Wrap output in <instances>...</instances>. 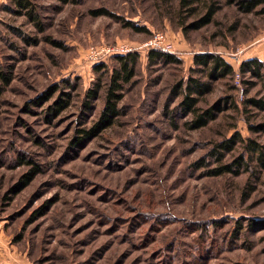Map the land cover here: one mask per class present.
<instances>
[{
	"label": "rangeland",
	"instance_id": "1",
	"mask_svg": "<svg viewBox=\"0 0 264 264\" xmlns=\"http://www.w3.org/2000/svg\"><path fill=\"white\" fill-rule=\"evenodd\" d=\"M23 2L0 5L9 77L0 79V264H264V166L246 147L252 139L264 160V132L249 129L264 110L246 103L264 96V79L239 70L249 56L264 59V0ZM210 8L209 21L194 27ZM160 31L181 62L141 51L113 124L76 140L99 118L109 73L101 72L115 65L108 54ZM91 46L105 50L106 69H93ZM204 51L221 54L234 73L199 101L223 109L189 129L174 87L200 75L190 68ZM60 97L67 106L54 113ZM235 132L241 139L216 161V142ZM238 155L246 165L237 171L209 174Z\"/></svg>",
	"mask_w": 264,
	"mask_h": 264
},
{
	"label": "trees",
	"instance_id": "2",
	"mask_svg": "<svg viewBox=\"0 0 264 264\" xmlns=\"http://www.w3.org/2000/svg\"><path fill=\"white\" fill-rule=\"evenodd\" d=\"M19 6H25L23 0H13ZM62 3L67 2H75V0H59ZM195 1V0H192ZM6 4H2L4 8L10 9L9 7H5ZM248 7V6H247ZM214 10L210 8L206 13V16L201 18L197 23H194V27H199L204 23L208 22ZM101 13V12H100ZM27 15L31 21L35 24L37 22L34 21V15L30 9H27ZM126 24L131 25L135 30L141 31L146 30L144 26L134 25L131 22H126ZM13 32L15 31L12 28ZM18 33V32H17ZM138 53L129 52L126 54H115L111 57L115 60V65L111 68V70L106 69L105 60H100L94 62L93 69L102 70L106 69V71L101 73L107 74L106 79V88L104 89L103 95V107L101 109L99 118L92 123L89 128H81L79 131L81 132L80 137H77L76 140L92 138L98 135L104 128L112 125L114 122V118L119 114V102L122 99L124 87L129 84L133 76L135 75V66L138 59ZM177 52L174 53H165L160 50L151 49L147 52V57L150 61L156 59H163L166 61L172 62H181V59L177 56ZM193 66H191L192 72H198L200 75H194L193 73L189 74L186 77V80L178 81L175 84L174 90L177 89L180 92L181 99L179 102V107L185 114L190 115V120H188L187 126L189 129H199L201 127H205L210 120L214 118V112L220 111L223 109V104L221 105L220 101L214 102L207 107L202 108L199 106L200 98L212 90V81L220 77H233V66L231 62L226 60L221 54L211 51L204 52H195L192 56ZM264 65L263 61L256 58H247L242 61L240 64L239 70L244 72L245 70L249 71L251 76L258 77L259 79H264V74L261 72V67ZM200 71V72H199ZM103 75V74H102ZM207 77L206 80L202 79V76ZM0 79L4 83L9 82V77L4 74V70L2 65L0 64ZM95 88H89L87 90V96L92 99L97 98L98 91L100 89L99 83L95 84ZM67 95V94H66ZM224 102L227 101L228 96H225ZM223 102V100H222ZM58 108L52 107L54 113L59 111L60 109L67 106V100L65 98H58L55 102ZM246 103H250L259 109L264 110V96L256 98L254 96L247 97ZM85 106H88V102H84ZM249 129L253 131H263L264 132V120L257 122L256 124H250ZM234 137L239 138L238 132H235L233 137L224 139L223 141L216 142L215 150L212 151V155H214V159L218 162L222 159V154L219 152L222 149H230L231 143L235 141ZM79 138V139H78ZM249 148L250 154H255L256 158L260 161L261 165L264 166V160L261 158L263 155V150L257 143H255L252 139H249L248 144H246ZM246 165V160H244L243 155H238L232 163H223L219 164L216 168H212L209 170V174L218 175L222 174L226 171H237L236 167ZM34 172L29 174H25L23 177L25 180H22L21 187L25 186L29 181L33 178ZM16 188V189H19Z\"/></svg>",
	"mask_w": 264,
	"mask_h": 264
},
{
	"label": "built area",
	"instance_id": "3",
	"mask_svg": "<svg viewBox=\"0 0 264 264\" xmlns=\"http://www.w3.org/2000/svg\"><path fill=\"white\" fill-rule=\"evenodd\" d=\"M160 50L165 53H174L175 49L172 42L168 39V35L165 32H153L151 37L143 41L140 44H132L128 42H123L116 46L115 50H112L108 55L112 56L115 54H126L129 52L140 53L141 51L148 52L149 50ZM104 49L102 47L91 46L87 50V58L92 62H97L104 60Z\"/></svg>",
	"mask_w": 264,
	"mask_h": 264
},
{
	"label": "crops",
	"instance_id": "4",
	"mask_svg": "<svg viewBox=\"0 0 264 264\" xmlns=\"http://www.w3.org/2000/svg\"><path fill=\"white\" fill-rule=\"evenodd\" d=\"M5 1H6V0H0V5H2ZM252 57H256V58H258V59H260V60L262 59L260 55H253V56H249L248 58H252ZM246 58H247V57H246ZM262 60H264V59H262Z\"/></svg>",
	"mask_w": 264,
	"mask_h": 264
}]
</instances>
